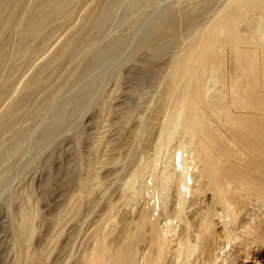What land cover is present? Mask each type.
<instances>
[{
  "label": "bare ground",
  "instance_id": "obj_1",
  "mask_svg": "<svg viewBox=\"0 0 264 264\" xmlns=\"http://www.w3.org/2000/svg\"><path fill=\"white\" fill-rule=\"evenodd\" d=\"M109 3L105 0H0V135L18 115L21 99L42 92L45 86L62 77L68 64L72 62L79 67L84 56L96 49L83 47L84 35L105 18ZM220 3L221 0H197L191 7L179 9L177 14L162 18L138 46L135 54H143L145 65L151 67L171 54L161 76L163 91L150 107L153 120L133 124L123 140L130 156L138 148L147 154L121 186L128 205L134 201L137 187L147 178L148 170L160 160V168L156 166L151 171L147 188V200L152 207L143 210L138 219H132L127 211L118 217V203L109 200L91 246L80 257L76 256L72 264H137L139 258V264H162L168 254L174 264H189L196 253L204 255L205 264H215L207 252L214 217L221 212L218 207L225 210L223 216L229 224H236L247 216L248 204L264 205V0ZM83 6L90 12L75 23ZM212 10L213 14L205 22ZM65 27H69V33L59 38V32ZM55 40L59 41L58 47L45 51ZM12 55L16 57L13 63ZM37 58L42 61L31 72L30 65ZM124 75L122 71L118 73L115 87L102 105L103 113L110 111V101L122 90ZM134 113L135 107L125 109L127 122H133ZM157 123L160 135L154 142ZM106 135L102 131L94 144L93 158L88 174L80 182V192L71 196L66 209L50 219L52 231L41 251L30 250L39 232L36 223L41 216L39 207L31 204L21 208L14 220V244L19 253L13 264H20L23 258L34 264H47L67 223L76 220L83 201L99 189V169L110 159ZM140 136H145L144 143ZM177 158L181 161L179 166L175 164ZM204 189L211 191V203L199 209L194 232L188 207L199 201L198 196ZM173 194L176 201L170 208ZM158 202L161 211L155 210ZM160 215L169 217L163 226L159 223ZM118 223H121L119 230ZM179 225L183 226L184 233L172 247L165 235L168 231L175 232ZM248 225L246 231L250 238L264 235L262 220ZM146 227L150 230V248L140 252Z\"/></svg>",
  "mask_w": 264,
  "mask_h": 264
},
{
  "label": "rangeland",
  "instance_id": "obj_2",
  "mask_svg": "<svg viewBox=\"0 0 264 264\" xmlns=\"http://www.w3.org/2000/svg\"><path fill=\"white\" fill-rule=\"evenodd\" d=\"M110 1L105 0L108 3ZM195 1L197 0H115L113 5L109 3L110 5L104 12L105 18L89 30L91 33L88 31L84 35L83 47H96V49L94 48L92 52H88L84 56L79 67H76V64L72 62L68 64L67 67L69 66L70 69L65 67L62 77L48 84L47 87L45 86L42 92L20 100L18 115L0 135V264H13L18 256L19 251L14 244L13 236L14 220L20 215V210L24 206L36 204L39 207L41 216L36 221L39 232L36 234L30 250L38 252L44 249L52 231L50 219L66 209L72 199L71 196L74 197L80 192V182L88 174L93 158V147H95L102 131L107 133L110 159L99 169V189L92 197H87L83 201L76 220L67 223L64 234L59 239L53 254L49 256L47 264H72L77 258L76 256L80 257L83 251L91 246L97 224L105 218L109 200L118 203L116 214L118 217L127 211L132 219H138L143 210L151 209L152 206L147 200V188L151 171L156 166L158 169L160 168V160L157 165L148 170L147 178L145 176L138 185L134 201L129 203V206L124 201L125 195L122 194L121 186L130 177L129 175L141 157L147 154L138 148L130 156L124 147L123 140L133 124L137 125L141 121L153 120L151 108L157 102V96L163 91L160 86L161 76L171 54L154 62L151 67L145 65L143 54L136 55L135 53L142 40L149 35L150 30L162 18L177 14L181 8L191 7L190 5ZM224 1L221 0L220 5ZM88 12L90 9L87 7H80L75 23H78ZM211 12L206 16L205 22L210 19L214 10ZM68 29L69 27L63 28L58 34L59 38L65 37L69 33ZM58 42V40L53 41L45 51L56 49ZM11 58L12 63L16 61L14 55ZM41 61V58L34 59V65L33 63L30 65L33 66V70L28 66L25 68V72H28L29 68L31 72L34 71ZM30 71L29 73H31ZM120 71L125 74V83L123 82L122 90L110 101V111L103 113L102 105L107 94L115 87ZM11 92H9V96L12 94ZM122 94L124 95L122 96ZM131 106L135 107L133 122H127L124 112L127 107ZM156 125L154 142L160 135L159 124ZM140 138H143L142 142L144 143L145 136H140ZM153 151L154 146L152 154ZM113 157L117 160L113 161L111 159ZM177 159L175 164L179 166L181 161ZM209 193H211L210 190L204 189L198 196L199 201L189 204L188 216L194 232L197 229L199 209L211 203V194ZM175 198V194H173L168 207L173 206ZM259 204V202L248 204L245 210L247 216H244L236 224H229L224 218L225 210L218 207V212H221L214 217L216 220H214L212 228L213 234L210 236L211 252L210 248L207 252L211 253L210 256L213 260L215 259V264H264V235L254 238L257 239L256 243V240L250 238L246 231L248 224L255 220L260 219L264 223V205ZM257 208L262 209L260 211ZM160 209L162 207L158 202L155 210ZM253 214L254 217H251ZM166 217L165 215L159 216L160 225L166 224L167 218H169ZM171 217L170 219H173ZM120 226L121 223H118V230ZM242 227H246L245 230ZM146 228L144 239L140 244V252L150 248V230L148 227ZM183 230V226L179 225L175 232L168 231L165 235L168 245L175 246L184 233ZM195 239L194 235V242ZM253 242L254 244H252ZM197 254H200V257H197ZM203 257L202 253H196L191 257L193 261L190 259L189 264H205L206 260L205 257L203 260ZM28 263L34 264L27 258H23L20 264ZM139 263L140 258L137 261V264ZM162 264H174L170 260L169 254L165 256Z\"/></svg>",
  "mask_w": 264,
  "mask_h": 264
}]
</instances>
